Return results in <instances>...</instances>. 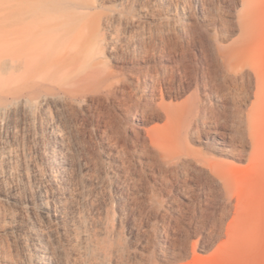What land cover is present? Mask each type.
I'll list each match as a JSON object with an SVG mask.
<instances>
[{
    "label": "bare ground",
    "instance_id": "bare-ground-1",
    "mask_svg": "<svg viewBox=\"0 0 264 264\" xmlns=\"http://www.w3.org/2000/svg\"><path fill=\"white\" fill-rule=\"evenodd\" d=\"M213 10L214 0H0V264H175L189 239L155 205L164 181L221 196L234 221L248 196L264 203L252 181L264 179L256 112L233 111L229 93L253 75L228 67L240 49L208 64ZM193 83L201 97L174 102ZM133 212L154 228L130 250L119 238Z\"/></svg>",
    "mask_w": 264,
    "mask_h": 264
},
{
    "label": "rangeland",
    "instance_id": "rangeland-1",
    "mask_svg": "<svg viewBox=\"0 0 264 264\" xmlns=\"http://www.w3.org/2000/svg\"><path fill=\"white\" fill-rule=\"evenodd\" d=\"M213 11L217 23L207 30V62H212L218 49H240V59L227 65L232 70L248 69L253 78L251 83L244 80L229 86L231 108L233 111L254 110L264 140V0H214ZM234 14L237 22L231 17ZM257 80L261 82V95L257 92ZM199 97V85L193 83L174 102L195 101ZM257 178L252 181L264 192V179ZM150 183L151 186L155 185L153 179H150ZM156 191L157 194H153L156 195L155 205L166 208L174 216L175 226L179 224L176 233L182 230L189 239V254L175 264H264V213L261 212L264 211V203H258L253 196H248L245 214L241 216V221H234L221 196L191 181H164ZM145 193L143 189L141 195ZM110 209L109 214L103 212L102 216L113 227L116 213L113 206L110 205ZM129 218L130 223L123 227L119 243L133 250L139 248L144 235L154 228V223L149 224L143 212L130 213ZM130 228L139 231V235L130 237Z\"/></svg>",
    "mask_w": 264,
    "mask_h": 264
}]
</instances>
